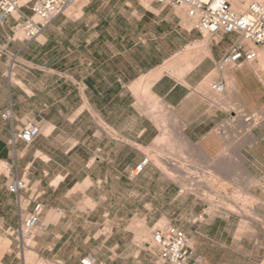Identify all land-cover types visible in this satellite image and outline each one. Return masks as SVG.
<instances>
[{"label":"crops","instance_id":"obj_1","mask_svg":"<svg viewBox=\"0 0 264 264\" xmlns=\"http://www.w3.org/2000/svg\"><path fill=\"white\" fill-rule=\"evenodd\" d=\"M78 1L32 40L15 37L30 11L0 19V38L6 42L0 57L9 64L0 68V91L7 93L0 113L11 114L8 119L0 115L5 171L0 174V234L40 202L39 233L33 238L37 254L53 264H80L85 255L94 264H158V250L149 253L133 244L127 235L134 232L120 225L109 226L102 241L94 237L100 245L80 258L78 252L59 256L56 240H46L49 233L61 232L65 207L55 201L82 185L85 190L102 186L103 200L110 203L136 200L137 190L128 186L137 185L136 175L152 161L136 175L128 177V171L147 154L165 153L163 139L199 155L201 168L221 169L235 156L245 164L249 154L255 168H264V118L247 128L264 108V71L258 57L217 70L238 35L200 33L182 7L150 0ZM215 82L224 84L223 92L210 88ZM29 122L40 133L30 143L15 139L10 145L12 131ZM16 178L27 184L19 195L7 189ZM119 213L109 210L104 216ZM8 240L0 264H16L17 246Z\"/></svg>","mask_w":264,"mask_h":264},{"label":"rangeland","instance_id":"obj_2","mask_svg":"<svg viewBox=\"0 0 264 264\" xmlns=\"http://www.w3.org/2000/svg\"><path fill=\"white\" fill-rule=\"evenodd\" d=\"M227 1L234 11L240 13L244 12L253 0H237L240 6L245 5V9H235L232 0ZM261 2L264 3V0ZM15 37L23 39L20 26ZM5 43L3 38H0V47ZM7 65L8 59L1 56L0 68ZM261 76H264V73ZM6 97V90H1V105L6 104ZM6 112V109L2 111L1 117ZM263 118L264 108L261 113L255 114V122L247 125L248 130ZM17 131L18 129L12 131L10 145H13L14 133ZM159 144L165 148V153L147 154L143 160L145 163L148 160L152 163L138 174L135 170L128 171V177L137 174V185L128 186V190H137L136 200L110 203L103 200L102 186H91L89 190H85L87 186L82 185L76 187L73 190L76 192L67 196L64 201H55L65 207L58 222L61 232L56 235L49 233L46 240L49 243L56 240L60 248L58 255L66 256L78 252L77 256L80 258L89 249L100 245L93 238L99 237L102 241L111 225L127 227L134 232L133 236L127 235L129 241L149 253L151 250L157 252L151 241L153 227L172 224L186 234L189 247L200 255L202 264H264V168H255L256 164L250 154L247 155L249 160L245 164L238 163L235 156L232 162L224 160L221 169L201 168L196 162L199 155L184 153L185 146L168 145L166 139L161 140ZM3 156L1 154L0 158ZM241 165L245 168H238ZM160 168H168L172 177L164 176ZM3 172L4 163L0 162V174ZM78 172L85 174L83 171ZM88 196L97 200L91 201ZM18 207L20 209L19 202ZM109 210H113V213L118 211L121 216H104ZM25 216L19 213L15 226L2 230L0 255L8 250L10 239L12 244L17 246L16 264H53L54 261L37 254L33 234L35 236L39 233L38 226L29 237V247L21 244L20 241L22 239L23 242L24 238L18 235L16 229ZM25 249L34 252V257L29 263L24 257ZM158 264H161L160 259Z\"/></svg>","mask_w":264,"mask_h":264},{"label":"built area","instance_id":"obj_3","mask_svg":"<svg viewBox=\"0 0 264 264\" xmlns=\"http://www.w3.org/2000/svg\"><path fill=\"white\" fill-rule=\"evenodd\" d=\"M160 6L185 7L186 15L194 20V26L200 33H235L238 39L217 62V70L226 67H237L243 62L253 61L258 51L264 53V3L251 1L244 12H236L227 0H150ZM75 0H0V19L13 15L20 9L30 11L22 24L23 37L26 40L36 38L51 21L62 14ZM211 89L217 93L224 91V84L215 82ZM11 117L10 112L2 115L3 119ZM249 117L246 118L248 120ZM40 129L31 123L24 124L16 133L14 139L30 143ZM145 160L137 165L139 172ZM8 190L15 195L27 188L23 179H14L8 184ZM42 212V204L35 202L31 212L22 218L16 232L33 233ZM151 241L156 246L162 264H200L198 258L192 259L188 245V237L178 227L172 224L155 226L152 229ZM22 244V239H21ZM193 260V262L191 261ZM80 264H94L90 255L80 258ZM56 264H63L56 262Z\"/></svg>","mask_w":264,"mask_h":264},{"label":"bare ground","instance_id":"obj_4","mask_svg":"<svg viewBox=\"0 0 264 264\" xmlns=\"http://www.w3.org/2000/svg\"><path fill=\"white\" fill-rule=\"evenodd\" d=\"M78 0H75V3L77 2ZM253 1H258V2H261V0H253ZM79 2V1H78ZM232 2H233V5H234V7H235V9H239V8H244L245 9V5H242V6H240V4L238 3V1L237 0H232ZM74 3V2H73ZM182 8H184L185 10H186V8L185 7H182ZM13 15H15L16 17H18L19 15L17 14V13H14ZM259 52V51H258ZM257 57H258V63H259V65H260V69L262 70V71H264V54H262L261 52H259L258 53V55H257ZM227 77V76H226ZM208 81H209V79H208ZM208 83V82H207ZM206 83V84H207ZM210 88H211V85H210ZM214 97V96H213ZM137 167V166H136ZM136 167H135V171H136V173H138V171L136 170ZM178 168V167H177ZM161 169V171H162V173H163V175L164 176H166V177H172L171 176V173H170V171H168V168H160ZM178 169H181V168H178ZM226 169V168H225ZM135 172H134V174H136ZM173 179V178H172ZM173 180H175V179H173ZM182 187V186H181ZM202 190V189H201ZM23 236V238H24V240H23V246H25V247H29V245H28V242H29V237H31V234H23L22 235ZM26 250V252H25V254H24V257H25V260H26V262L27 263H29L31 260H32V258L34 257V252H32L31 250H29V249H25ZM19 254V253H18Z\"/></svg>","mask_w":264,"mask_h":264}]
</instances>
